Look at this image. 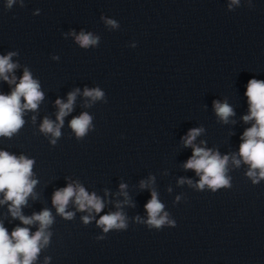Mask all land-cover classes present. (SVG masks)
<instances>
[{
    "label": "clouds",
    "instance_id": "1",
    "mask_svg": "<svg viewBox=\"0 0 264 264\" xmlns=\"http://www.w3.org/2000/svg\"><path fill=\"white\" fill-rule=\"evenodd\" d=\"M23 2V0H21ZM15 0H7V6L10 8ZM240 0H230V5H238ZM105 23L112 28L118 27L117 22L112 19H105ZM76 42L82 48L96 46L99 38L92 33L81 31L78 35L71 33ZM15 52H9L7 55H0V79L8 84H15L10 94L0 93V137L11 138L24 126V115L26 111H35L44 99V93L41 91L40 83L34 79L32 73L25 68L22 77L17 83L16 76L9 75L14 73L18 67L17 63L12 61ZM79 89L70 92L67 102L60 99L55 101L58 106L56 122L44 118L40 125V131L45 135L51 134L53 139L51 143L56 144L57 138L61 136V128L64 124V118L73 111V105L76 100ZM245 96L248 99L249 114L243 116V121L248 123L252 121V126L247 128L241 137L242 143L239 146L238 154L223 155L218 151L195 146L194 141L201 134L203 129H190L187 136L183 137L185 147H192V156L184 164L185 169L194 170L199 176V181L195 187L198 190L208 188L215 192L221 188L231 187V177L228 176L229 161L239 167L241 163L248 165L247 177L253 184H258L264 180V80L251 79L248 81ZM84 97L90 98L95 102L104 98V92L99 88L83 91ZM216 115L224 123H228L229 118L235 115L231 105L227 102L213 101ZM35 120V117H33ZM69 127L80 139L87 135L92 128V117L84 112L79 116L73 117L69 122ZM239 157V158H237ZM35 161L24 155L16 156L8 151L0 150V194L3 199L0 204H9V212L14 219H19L25 226L38 224V229L33 233L29 227L17 226L9 231L0 223V264H35L42 249L50 243V226L54 223V217L49 209H44L31 216L22 214V207L27 205L28 198L34 197V188L38 181L33 179V166ZM179 183H185L181 179ZM187 183L192 185V181ZM147 187L146 182L141 181V188ZM125 184L120 185L122 194L125 195L127 203V193L123 192ZM180 197H177L179 200ZM10 202V203H9ZM70 202H73L78 211H87L89 215L82 217L85 224L89 223L94 217L92 213L99 214L105 207L104 201L95 193H89L79 183H69L66 187L58 189L52 197V204L56 212L65 219H72L74 213L66 211ZM121 209V205H116ZM164 204L158 199L155 190L151 192V199L145 204L147 220L137 216V222L146 223L149 228L161 229L164 225L175 227V221L169 218V214L164 211ZM98 227L102 228L104 233L110 230H124L128 228V218L122 210L109 212L101 215L96 221ZM97 239H104L98 237Z\"/></svg>",
    "mask_w": 264,
    "mask_h": 264
}]
</instances>
